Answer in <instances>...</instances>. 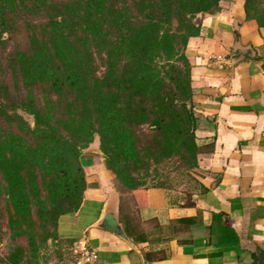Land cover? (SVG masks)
I'll return each instance as SVG.
<instances>
[{
	"label": "trees",
	"instance_id": "1",
	"mask_svg": "<svg viewBox=\"0 0 264 264\" xmlns=\"http://www.w3.org/2000/svg\"><path fill=\"white\" fill-rule=\"evenodd\" d=\"M218 1L0 0V232L14 243L2 264H36L79 208L95 137L128 191L181 187L186 206L204 190L184 51ZM243 11L264 35L255 1ZM57 238L70 246L56 263H71L74 240Z\"/></svg>",
	"mask_w": 264,
	"mask_h": 264
},
{
	"label": "crops",
	"instance_id": "2",
	"mask_svg": "<svg viewBox=\"0 0 264 264\" xmlns=\"http://www.w3.org/2000/svg\"><path fill=\"white\" fill-rule=\"evenodd\" d=\"M199 20L184 53L204 190L186 206L161 188L135 194L105 168L97 146L83 150V198L59 216L56 233L84 239L98 264H264L263 30L245 19L243 0H219Z\"/></svg>",
	"mask_w": 264,
	"mask_h": 264
},
{
	"label": "rangeland",
	"instance_id": "3",
	"mask_svg": "<svg viewBox=\"0 0 264 264\" xmlns=\"http://www.w3.org/2000/svg\"><path fill=\"white\" fill-rule=\"evenodd\" d=\"M257 6L258 12L264 13V0H254ZM5 36V34H4ZM9 44V42H8ZM31 122V121H30ZM96 146H98L97 138L95 137L85 149L96 150ZM98 148V147H97ZM84 149V150H85ZM83 150L80 151L82 153ZM81 155V154H80ZM80 158V157H79ZM81 163V161H80ZM1 190V189H0ZM172 192L173 195L176 196L178 199H185L184 194L181 190V187H178L175 190H168ZM196 190L193 191V193ZM19 243L22 244V247H25V243L22 240H18ZM14 243L10 241L8 237V233L4 228H1L0 232V264L4 261L5 255L9 252L10 248L13 246ZM70 244L65 240L61 241L57 238L55 233L54 240L48 239L44 246L39 248V258L37 259L36 264H54L56 262H61L62 259L67 258L66 254L68 252Z\"/></svg>",
	"mask_w": 264,
	"mask_h": 264
},
{
	"label": "built area",
	"instance_id": "4",
	"mask_svg": "<svg viewBox=\"0 0 264 264\" xmlns=\"http://www.w3.org/2000/svg\"><path fill=\"white\" fill-rule=\"evenodd\" d=\"M71 253L73 259L69 264H98L97 253L95 249L89 246L84 239L80 238L74 240Z\"/></svg>",
	"mask_w": 264,
	"mask_h": 264
}]
</instances>
